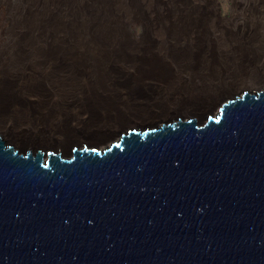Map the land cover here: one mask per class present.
<instances>
[{
    "label": "water",
    "instance_id": "95a60500",
    "mask_svg": "<svg viewBox=\"0 0 264 264\" xmlns=\"http://www.w3.org/2000/svg\"><path fill=\"white\" fill-rule=\"evenodd\" d=\"M70 153L0 136V264H264V88Z\"/></svg>",
    "mask_w": 264,
    "mask_h": 264
},
{
    "label": "bare ground",
    "instance_id": "6f19581e",
    "mask_svg": "<svg viewBox=\"0 0 264 264\" xmlns=\"http://www.w3.org/2000/svg\"><path fill=\"white\" fill-rule=\"evenodd\" d=\"M236 1L232 17L222 19L217 0H17L0 49V131L18 147L65 154L79 142L73 122L86 131L85 147L105 143L108 129L143 123V78L165 86L155 94L161 110L167 95L195 119L210 111L206 82L233 74L244 87L264 88V45L250 41L264 36V0ZM136 27L143 31L137 37ZM219 37L226 42L218 48ZM37 123L49 130L41 143L31 138Z\"/></svg>",
    "mask_w": 264,
    "mask_h": 264
},
{
    "label": "rangeland",
    "instance_id": "374dc122",
    "mask_svg": "<svg viewBox=\"0 0 264 264\" xmlns=\"http://www.w3.org/2000/svg\"><path fill=\"white\" fill-rule=\"evenodd\" d=\"M235 2H237L236 0H217V4H218V8H219V12H220V17L222 19H230L232 17V8L235 4ZM17 4V5H16ZM18 6V2L17 0H0V49L1 47H3V45H5L6 43V37H5V31H6V27L9 25V23H12V19H13V14L15 12L16 7ZM11 9V13L10 12ZM14 9V10H13ZM10 14V15H9ZM12 14V15H11ZM12 16V17H11ZM211 24V22H210ZM207 25L209 28H214L213 24L212 25ZM130 32L137 36L142 35L143 31L140 27H136L132 30H130ZM220 32V30H219ZM261 33H258V35L251 39L250 41H252L255 44L258 43H262L264 45V36H261ZM225 39L219 37L218 40L215 42V46H218V48L221 45L225 44ZM209 45L206 44V48ZM218 48L216 49V47H213V49L218 52ZM257 50V48H256ZM258 51V50H257ZM260 53L264 54V49L262 48V51ZM258 55V54H257ZM234 63L233 62H229L228 66L230 69L233 68ZM215 67V66H214ZM224 66L222 65V68H218V72L223 76L222 73H225L223 71ZM221 71V72H220ZM218 73H216L217 75ZM220 76V75H219ZM232 78H234L235 76L233 74H231ZM229 77V76H228ZM232 78L227 79L226 82H206L207 84V89L208 92L211 93L212 95V99L209 101L210 107L209 108V114H207V116L202 117L201 119H195L193 117V115L190 114H183L184 111L178 109V103L176 101V99L174 97H169L167 95H165V110H161L159 107V105L156 102H160L158 99H156L155 94L159 95V93H157L158 89H162L165 88V86L162 84V82L157 79H150V78H143L141 79V83L143 84L140 88V93L143 98L139 99L138 102H140V104L143 106L142 108H147V111H143L141 113L142 117L144 118V122L142 123L141 120L139 121H134L136 124L133 126L131 125L130 127H124L122 130L118 131L116 129V127H114L113 129H108L105 132H109L110 137H108V140L103 143V144H99L97 146H87L88 148H93V147H97L100 150H104L106 148H108L112 143L117 142L120 138V136L124 133H126L128 130L130 129H146V128H153L154 126H159L163 123L166 122H171V121H175V119L177 118H184V119H195L198 124H202L205 119L208 116L211 115H216L221 107V105L226 102L229 99H233L234 97L238 96L239 94H241L243 91H245V89H249V91H260L261 89L263 90V88H257L256 90L253 89L255 87H251V86H247L244 87L245 82L241 81L238 78H235L232 80ZM131 80V79H130ZM245 88V89H244ZM220 90L224 93V96L221 98H217L215 96V93ZM127 93V90L124 88V86H120L118 87V90L116 91V94H118L119 96V100L122 103V105H125L127 102L126 96L125 94ZM28 102L30 104H34L35 103V99L34 98H29ZM36 104H34L33 106H35ZM122 112H126V110L121 107L120 108ZM13 111V109H12ZM34 112L36 114L39 113L38 109H34ZM36 129L37 130H33L32 131V135L31 138H34L33 136H37V143H41L40 138L42 135H46L48 134V131L45 130H41L43 129L42 126L40 124H36ZM72 130L75 131L76 134V138L79 139L78 145L72 144L68 150L66 151V153L62 154L60 152L57 151V153H60L62 156H70L71 153L70 151L75 147L78 146L80 148H82V146H85L84 142H86V140H83L82 137H84L86 131L84 130L83 126L81 125V123H76L73 122L72 125ZM39 131H42L39 133ZM18 134V133H17ZM78 134V135H77ZM0 135L1 137L5 140L6 145L8 146H12L15 150H17L19 153H24L26 154L27 152H33L35 153L36 151L40 150V147L43 148V145L41 146H37V147H18L12 140H10L8 137H6L4 135V133L2 131H0ZM18 138L20 140H23V138L21 136H26V135H22V134H18ZM89 139V138H87ZM47 151H53V150H47ZM54 152V151H53ZM56 153V152H55Z\"/></svg>",
    "mask_w": 264,
    "mask_h": 264
},
{
    "label": "flooded vegetation",
    "instance_id": "af4514ba",
    "mask_svg": "<svg viewBox=\"0 0 264 264\" xmlns=\"http://www.w3.org/2000/svg\"><path fill=\"white\" fill-rule=\"evenodd\" d=\"M6 143V142H5Z\"/></svg>",
    "mask_w": 264,
    "mask_h": 264
}]
</instances>
